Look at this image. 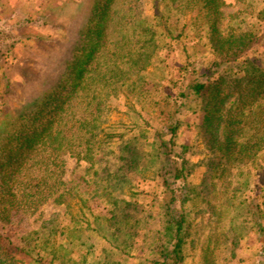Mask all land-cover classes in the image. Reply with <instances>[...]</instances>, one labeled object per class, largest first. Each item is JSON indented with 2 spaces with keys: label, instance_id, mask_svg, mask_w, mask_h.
<instances>
[{
  "label": "trees",
  "instance_id": "1",
  "mask_svg": "<svg viewBox=\"0 0 264 264\" xmlns=\"http://www.w3.org/2000/svg\"><path fill=\"white\" fill-rule=\"evenodd\" d=\"M149 1L155 21L143 15L141 5L146 0H95L86 39L77 49L80 56L75 53L74 61L68 62V66L73 63V77H60L52 89L44 92L45 102L17 117L7 131V139L0 140V264H26L28 260L37 264H65L74 252L72 234L78 237L79 232L82 237L87 227L109 238L106 223L129 222L130 209L131 212L132 207L139 209L140 201L133 198L137 193L131 190V200L124 198L123 204L118 203L114 181L120 180V174L111 172L104 176L102 169L96 167L95 182L89 185L93 184L96 195L112 203L108 214L96 213L91 208L87 213V198L79 195V188L70 186L73 180L68 182L65 178L63 153L79 127L85 134L90 133L88 138L84 136L86 139L96 134L90 132L97 119L92 117L93 111L102 109L106 98L103 91L96 93L97 82L117 88L120 83L128 88H134L138 82L140 85L142 77H138L139 81L138 78L130 81L129 77L124 80L130 74L126 69L137 66L138 72L146 70L150 53L155 54L166 38H181L190 28L205 32L214 58L206 71L195 74L179 93L184 101L179 103L177 111L191 99L201 106L203 121L197 129L208 150L202 163L212 187L207 194L187 190L185 182L190 172L187 154L193 153V146H178L174 139L166 141L158 135L150 155H160L164 161V172L160 173L164 197L152 198L160 209L158 217L163 220V229L159 230L163 236H159L162 264H181L186 258L200 201L222 219L224 210L232 207L231 201L237 194L264 174V0ZM173 11L180 16V26L176 29L169 23ZM112 26L125 34L118 35L111 48L107 30ZM130 30L134 35L127 34ZM123 65H127L126 69ZM39 101L35 100L34 104ZM78 104L83 106L81 116H77ZM179 128L180 119H175L168 127L172 137ZM89 143L86 147L89 153H84V158L92 166L102 164L103 159L95 156L102 152V140ZM122 150L137 153L129 142ZM90 153L92 156L88 157ZM134 165H137L135 157L129 166ZM219 194L222 196L217 205L213 200ZM77 196L81 200L80 211H75L73 204ZM246 202L244 219L232 227L236 235L233 244L246 234L248 223L264 228V193ZM56 205L70 214V224L63 226L53 218L49 225L25 231L16 240L11 237L8 230L17 224L18 216L23 218L25 211H34L41 217ZM122 205L127 209L125 213ZM62 251H65L63 255Z\"/></svg>",
  "mask_w": 264,
  "mask_h": 264
},
{
  "label": "rangeland",
  "instance_id": "2",
  "mask_svg": "<svg viewBox=\"0 0 264 264\" xmlns=\"http://www.w3.org/2000/svg\"><path fill=\"white\" fill-rule=\"evenodd\" d=\"M94 3L95 0H0V140L7 139V131L17 117L45 102L44 92L52 89L60 77H73V63L68 66V62L74 59L75 53L80 56L77 49L86 39L85 31L94 13ZM141 9L144 17L155 21L149 0L141 5ZM169 23L176 29L180 16L173 11ZM116 28L119 27L112 26L107 30L111 48L112 41L118 35L125 34ZM127 34L134 35L132 30ZM161 45L155 54L149 52L146 70L138 72L137 66L126 69L127 65H123L130 73L124 80L142 77L140 85L138 82L134 88H128L120 83L117 88L110 83H96V93H106L102 109L94 108L93 111L92 117L97 119L90 132L96 134L92 139H86L90 133L85 134V130L79 127V131H74L75 139L71 140L63 153L66 159L65 178L68 182L73 180L69 182L70 186L79 188V195L87 198V213L91 208L96 213L108 214L111 208L112 202L104 201L93 192V184L89 185L95 182L97 166L104 176L111 172L120 174V180L114 181L117 187L114 197L119 204H123L121 199L131 200L129 192L133 190L137 193L133 198L140 201L137 208H143V211L132 207L129 222L106 223L109 238L87 227L82 237L78 235L79 232L78 237L72 234L74 252L69 254L70 258L64 261L65 264H162L159 236H163L159 230L163 229V220L158 217L160 209L152 198L154 195L164 197L160 175L164 172V161L160 155H150L154 141L159 139L158 135L166 141L174 139L178 146H193V153L187 154L190 168L185 182L187 190L207 194L212 187L202 163V159H207L208 150L197 129V125L203 121L201 106L191 99L177 111L179 103L184 101L179 93L195 74L206 71L207 64L214 58L212 49L205 32L194 28L186 31L181 38H166ZM35 100L40 101L34 104ZM81 106L78 104L76 107L77 116L83 115ZM175 119H180V128L172 137L168 127ZM98 139L102 140L103 149L95 156L103 161L92 166L90 160L84 158V153H89L87 144ZM128 142L137 151L135 155L133 151L123 152L122 147ZM91 156V153L88 154V157ZM123 156L129 158L122 159ZM134 157L137 158V165L129 166ZM263 193L264 174L257 176L249 187L237 194L231 201L232 207L224 210L222 219L212 209H207L205 202L200 201L198 219L192 225L186 258L181 264H264V228L248 223L249 228L244 229L246 234L235 244L233 240L236 235L232 229L234 223L241 224L244 219L246 201ZM80 196L73 201L75 211L81 209ZM215 196L213 202L220 205L222 195ZM124 208L122 205L121 210ZM123 211L125 213L127 209ZM53 218H57L63 226L71 223L66 209L56 205L41 217L34 211H25L23 218L18 216L17 224L8 232L16 240L25 231L42 224L49 225ZM131 223L135 225L130 226ZM64 253L62 251V255ZM26 264L37 263L28 260Z\"/></svg>",
  "mask_w": 264,
  "mask_h": 264
}]
</instances>
